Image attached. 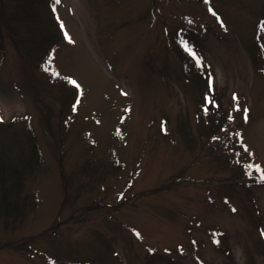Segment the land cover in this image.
Segmentation results:
<instances>
[{"label": "rangeland", "instance_id": "374dc122", "mask_svg": "<svg viewBox=\"0 0 264 264\" xmlns=\"http://www.w3.org/2000/svg\"><path fill=\"white\" fill-rule=\"evenodd\" d=\"M53 3L0 0V264H264V0Z\"/></svg>", "mask_w": 264, "mask_h": 264}, {"label": "trees", "instance_id": "16d2710c", "mask_svg": "<svg viewBox=\"0 0 264 264\" xmlns=\"http://www.w3.org/2000/svg\"><path fill=\"white\" fill-rule=\"evenodd\" d=\"M2 20L4 22V16H2ZM32 20H34V18L31 17V23ZM5 24L8 30L7 33H9L10 36H15L12 31L11 22L9 20H5ZM199 77H201L199 80L200 86L205 84V89L203 90L205 96L207 94V96L211 98L210 100L207 99L206 108L209 114L215 117H212L210 122L216 121L220 124L221 114L219 110L223 104V93L222 91H215L213 87H209L208 78L204 79L205 76L203 75ZM74 89L76 94V88ZM214 126L215 123L209 125L210 130H213ZM5 142L9 143L10 140L4 139V141L0 142V213L2 214L12 212L16 207V199L20 196L24 185L23 176L26 175L27 171L32 168V166L37 162L36 159H38L37 150L34 144V148L31 147V144L27 145L28 150H26L25 147H22L20 155H16L14 157H12L9 153L5 155L3 148ZM258 246L264 253V239L261 237L258 241Z\"/></svg>", "mask_w": 264, "mask_h": 264}, {"label": "snow or ice", "instance_id": "6c2138e0", "mask_svg": "<svg viewBox=\"0 0 264 264\" xmlns=\"http://www.w3.org/2000/svg\"><path fill=\"white\" fill-rule=\"evenodd\" d=\"M60 2V0H55V3H53L52 7H53V11L55 12L56 10V4H58ZM210 11L212 10L211 8L209 9ZM57 18L59 19V17L57 16ZM61 27L63 28V24L61 23ZM262 28H264V24L261 25ZM65 37L68 38L69 40H71V37L69 36V34L67 33V31H65ZM182 44L184 45V47L186 48L187 51H189L193 57H196L197 62H199V57H197L196 53L192 50L191 47L188 46L187 42L182 41ZM68 79L73 83V84H77V81L74 80L72 77H68ZM77 87H79V85L77 84ZM235 95V94H234ZM206 99H211L210 97L207 96L206 94ZM214 102V101H213ZM247 147V146H245ZM252 167L261 170L262 172V178H264V168H262V166L260 164H254ZM133 231H136L135 229ZM137 235H139V233L137 232Z\"/></svg>", "mask_w": 264, "mask_h": 264}]
</instances>
